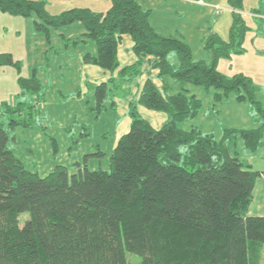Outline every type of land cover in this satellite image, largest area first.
<instances>
[{"label": "trees", "instance_id": "obj_1", "mask_svg": "<svg viewBox=\"0 0 264 264\" xmlns=\"http://www.w3.org/2000/svg\"><path fill=\"white\" fill-rule=\"evenodd\" d=\"M242 2L230 0L235 8ZM0 11L32 18L34 32L48 42L52 30L81 23L85 33L66 45L92 42L96 51L85 53L83 62L106 70L119 66L118 44L128 34L140 63L149 57L161 76L182 84L165 94L147 80L140 103L170 120L157 129L133 107L130 130L111 152L109 169H91L86 159L73 172L57 165L40 176L9 147L15 136L8 129L34 128L35 107L45 96L37 70L20 76V94L0 105V264H264V215L249 214L261 172L229 149L238 135L249 153L264 146V102L251 77H228L215 63L194 60L183 39L156 32L151 10L137 0H111L106 12L74 7L55 14L44 0H0ZM233 15L229 42L210 36L218 45L216 59L245 51L249 29L240 13ZM4 66L22 70L10 53L0 54ZM131 68L137 70L131 65L123 71ZM188 84L214 89L217 104L235 95L237 104L253 109L256 125L226 127L221 138L198 126L181 127L204 107ZM94 89L101 109L108 85Z\"/></svg>", "mask_w": 264, "mask_h": 264}, {"label": "rangeland", "instance_id": "obj_2", "mask_svg": "<svg viewBox=\"0 0 264 264\" xmlns=\"http://www.w3.org/2000/svg\"><path fill=\"white\" fill-rule=\"evenodd\" d=\"M44 1L48 11L53 14L74 7H87L96 12H106L111 7V0ZM137 1L144 9L151 10L150 22L156 32L163 37L183 39L191 47L194 60L203 61L208 65L215 63L217 69L228 77L242 73L251 77L254 85L264 87V0H243L239 8L233 7L230 0ZM234 12L240 13L249 29L243 44L245 51L237 54L231 50L230 56L216 59L214 48L218 45L210 40V36L217 34L221 40L229 42ZM124 36L133 44L130 35ZM131 43L122 39L119 41L117 48L119 66L115 70L86 64L82 74L84 78L82 87L77 88L78 85L73 94L63 92L59 85L56 94L53 86L49 87L52 88L49 94L45 92L49 88H44V93H47L50 99H47L48 103L52 105L37 112L34 128L8 129L9 134L16 137L10 141L9 147L15 149V153L28 170L46 176L57 165H65L73 172L74 165L83 164L86 159L91 169H109L111 152L120 138L130 130L133 107L157 129L170 120L169 114L142 105L141 92L148 79L165 94L179 92L182 84L168 76H161L160 71L149 63V57L140 63ZM48 59L53 65V56L49 55ZM169 60L174 64L178 63L175 54H170ZM17 61L22 63L20 60ZM23 63L26 66L27 60ZM130 63L137 70L131 68L127 72L123 71ZM27 71L33 72L26 66L25 72ZM72 73L69 75L71 78L81 76L78 72ZM78 82L76 80L74 84ZM103 83L108 85V90L103 107L99 109L94 88ZM187 88L203 100L204 107L198 118L186 120L180 124L181 127L190 129L193 125L198 126L204 132L214 133L216 137L221 138L224 127L255 126L251 122V116H256L253 109L249 104H237L235 95L217 104L214 100V89L209 92L203 87L189 84ZM257 97L264 101L259 92ZM222 128L223 132L220 134ZM238 138L242 140L239 135L235 137ZM241 144L239 142L236 147L231 146V153L235 151L244 162L253 161L256 167L264 169V161L258 166L260 155H251ZM98 152H104L105 155H96ZM262 176L264 182V173ZM259 198L258 188L255 191L251 213L256 211ZM22 217L27 218L28 214H23ZM129 260L131 263L138 261L134 256H130Z\"/></svg>", "mask_w": 264, "mask_h": 264}, {"label": "crops", "instance_id": "obj_3", "mask_svg": "<svg viewBox=\"0 0 264 264\" xmlns=\"http://www.w3.org/2000/svg\"><path fill=\"white\" fill-rule=\"evenodd\" d=\"M33 23L34 22L32 18L12 16L0 11V54L10 53L13 55L15 60H20L23 64L21 72H18V70L12 66H4L0 68V105L4 102H13L18 94H20L21 90L18 85V78L20 76L24 78H30L33 74V72L31 71L29 73L28 71L25 72L26 66L28 67V70H37V77L39 78L45 89L53 86L56 94L59 85L62 88L63 92L67 94H73L76 90V87L79 85L77 88H80L84 80V78L82 77L86 66V64H84L83 62L84 54L87 52L93 54L96 51L94 44L87 39L83 41L81 40V42L73 46L66 45V40L80 37L85 33L83 25L79 22L64 27L60 30H52V38L50 42H48L45 35L37 34L34 32ZM121 39L126 40L127 43H131V41L129 39H126L124 35ZM49 55L53 56V65L50 64V61L48 59ZM26 60L27 65L25 66L23 62H25ZM129 65L131 66L132 63L128 64V66ZM72 72L80 73V78H71L69 75L73 74ZM76 80H78L79 82L77 84H74ZM255 87L256 91L259 92L262 97H264V87H258L257 85H255ZM51 89L52 88H49L45 92L49 94ZM46 94L44 96V99L35 107L38 112L43 107L52 105V103H48L47 99L49 98L48 94ZM66 96L67 95H65V97ZM251 117V122L256 125V116L252 115ZM248 119H250V115L248 116ZM222 132L223 128L221 129L220 134H222ZM239 142L242 143L241 145L243 146V149L246 150L243 141L238 138L234 139V143H231L229 145L230 152L232 151L231 146L236 147ZM13 150L15 151V149ZM232 154H236V152L234 151V153ZM257 154L261 157V160H259L258 162V166H260L264 161V146L258 152L254 154L251 153V155ZM248 164H250L253 169L261 172V176L256 181L253 201L255 200V191L258 188L260 198L257 202L258 204L255 208L256 211L254 210V213H251L253 205L252 202L249 209V214L254 216H261L264 215V182L262 176V174L264 173V169L256 167V163H253V161L249 162Z\"/></svg>", "mask_w": 264, "mask_h": 264}]
</instances>
